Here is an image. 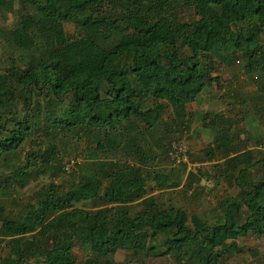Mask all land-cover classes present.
Instances as JSON below:
<instances>
[{
	"label": "trees",
	"instance_id": "1",
	"mask_svg": "<svg viewBox=\"0 0 264 264\" xmlns=\"http://www.w3.org/2000/svg\"><path fill=\"white\" fill-rule=\"evenodd\" d=\"M164 1L0 0V264H235L264 252V135L240 127L252 117L264 132V0H168L163 12ZM203 95L239 113L205 112L191 152Z\"/></svg>",
	"mask_w": 264,
	"mask_h": 264
},
{
	"label": "rangeland",
	"instance_id": "2",
	"mask_svg": "<svg viewBox=\"0 0 264 264\" xmlns=\"http://www.w3.org/2000/svg\"><path fill=\"white\" fill-rule=\"evenodd\" d=\"M170 8H171V4L168 0L164 1L160 6V9L163 12L169 11ZM210 12L214 16L218 15V9L215 6H211ZM12 20H13V17L11 16L10 22H12ZM86 31H87L86 36L90 42L97 43V42H100L102 40V35H101L99 30L90 29V30H86ZM5 35L6 34H4V35L2 34V37L0 38V55L2 52L6 51V45L4 43ZM112 50L113 49L111 47H109L107 49L108 52H112ZM220 74L222 75L223 79H226V75L223 72H220ZM200 85L202 86L203 84H200ZM191 108L197 109V111H198V116L196 117V120L192 124L191 131L187 134L188 137L186 139H184L185 144L189 147L191 152L195 151L199 147H201L203 145L204 140L206 139L205 134H201V125H200L201 120H202V115H204L205 112L211 113V115H212L215 113H219L221 111H225L223 113H226V115L229 114L231 118L235 117L239 113V109L235 110V111H229L228 109L224 110L223 106L219 102H216V98H211V97H208L206 95H203L197 101V103L195 105H193ZM241 111H244V110H241ZM240 127L246 129L250 133L251 138H258L259 136L264 135L262 128L259 127L258 123L252 117L247 118V120H245V122H242ZM155 160L156 159L150 158L146 163V167L149 169L159 167V162L155 161ZM72 161H70V162H72ZM186 163L188 164V161ZM163 164L168 165V163H166V162H164ZM197 166L198 165H195V167H197ZM195 167H193L191 170L194 171ZM49 180L50 179L46 175H43L41 178L35 180L30 185H28L26 190L19 192V194L17 196V200L23 201L25 199H28L41 186L49 183L50 182ZM209 184H210L209 187L212 188L213 186H211V183H209ZM227 192H229V190L226 187H224L223 185H220L215 190V194H217V195L226 194ZM173 196H174L175 200H179L178 203L180 205H183V203H185L188 206H191V207L194 206L193 201H191L190 199L180 198L181 196L179 195V193L173 194ZM7 198H8V204H10L9 197H7ZM83 207H86V206H84V204H83ZM198 207H199V205L197 204V208ZM131 210L134 213V212L140 210V208L138 207L137 204H135L131 207ZM192 222H193V224H195L197 222V219L195 216L192 217ZM0 248H1V245H0ZM76 254L77 255L81 254V250L79 248L76 249ZM122 258H124V256ZM253 259L256 260L257 262H259V264H264V252H262L261 249H259V248H253L251 251L245 252L244 255L237 257L235 259V264H248Z\"/></svg>",
	"mask_w": 264,
	"mask_h": 264
},
{
	"label": "built area",
	"instance_id": "3",
	"mask_svg": "<svg viewBox=\"0 0 264 264\" xmlns=\"http://www.w3.org/2000/svg\"><path fill=\"white\" fill-rule=\"evenodd\" d=\"M173 150H174V158L177 160L178 163L182 162L185 164L188 161L189 150L184 143H179V142L174 143ZM73 167H74L73 162H71V164H68L66 166V171L70 173L73 170Z\"/></svg>",
	"mask_w": 264,
	"mask_h": 264
}]
</instances>
